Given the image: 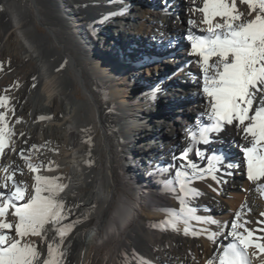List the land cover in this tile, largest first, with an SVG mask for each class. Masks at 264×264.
<instances>
[{
	"label": "bare ground",
	"instance_id": "obj_1",
	"mask_svg": "<svg viewBox=\"0 0 264 264\" xmlns=\"http://www.w3.org/2000/svg\"><path fill=\"white\" fill-rule=\"evenodd\" d=\"M201 7L203 0H0V96L9 97L14 114L0 111L15 133L14 150L2 164L15 167V180L27 192L35 175L59 177L67 185L57 197L65 204L64 223L88 215L65 239L66 264H137L141 258L151 264H218L222 247L232 242L227 233L234 220L251 230L264 228L257 223L264 221V180L243 181L242 149L252 146V138L242 126H227L209 133L207 144L199 139L200 129L212 123L199 58L188 39L208 35L196 10ZM112 12L117 14L105 21ZM140 51L148 60L134 59ZM158 100L167 105L158 108ZM149 138L154 143L148 147ZM231 143L235 151H229ZM21 153L41 165L39 173L29 171ZM213 156L223 161H211L216 171L209 174ZM188 163L202 176L193 178ZM229 163L238 167L228 169ZM177 171L187 173V188L199 193L185 203L201 220L173 230L164 222L169 212L182 215ZM4 176L0 168V184ZM241 184L244 192L234 193ZM11 187L9 182L3 191ZM7 220L15 223L10 215ZM29 240L46 255L44 242L55 245L59 237L49 227ZM253 251L250 264H261L264 255L253 258Z\"/></svg>",
	"mask_w": 264,
	"mask_h": 264
},
{
	"label": "snow or ice",
	"instance_id": "obj_2",
	"mask_svg": "<svg viewBox=\"0 0 264 264\" xmlns=\"http://www.w3.org/2000/svg\"><path fill=\"white\" fill-rule=\"evenodd\" d=\"M241 5L244 8H241ZM196 10L203 13L200 23L207 25L208 35H189L188 39L191 41V53L199 58L198 63L203 74V92L210 98L212 121L210 126L200 129L199 139L207 144L209 133H221L227 126H242L241 130L246 136L252 138V146L242 149L247 179L254 183L260 182L264 180V0H203V7ZM125 11L126 8H121L119 14L123 15ZM116 14L108 13L103 19L107 21ZM217 18L218 22L213 23ZM196 23L198 22L189 20L190 25ZM0 71H3L2 65ZM57 71H60V68ZM35 79L36 77H33V80ZM32 86L36 87V84ZM14 87L18 88L19 84H14ZM158 94L159 90H154L153 95ZM0 109L14 114V110L9 108L8 96H0ZM252 111L254 115H249ZM40 119L46 117L41 116ZM20 122L19 119L16 120V123ZM13 135L15 133L10 129L6 112L0 111V168L5 172L4 183L0 184V264H66L65 239L77 225L87 221L88 215L64 223L67 219L65 204L57 197L67 185L59 183V177L35 175L32 192H27L20 186V182L15 180V167H4L2 164L7 151L14 150L10 144ZM200 155L197 151L196 156ZM186 158L187 151L179 157L181 161ZM21 159L25 160L30 172H40L41 165L31 163L30 156L21 153ZM211 161L222 164L223 157L211 158L207 170L209 174L216 171ZM184 166L181 165L182 168ZM186 166L193 170V178L202 176V171H198L195 164L188 163ZM235 167L238 165L227 164L228 169ZM47 170L52 171L51 168ZM226 174L231 175L230 172ZM187 175L182 171L176 172L180 192L183 194L180 200L182 215L167 213L168 219L164 222L166 228L176 230L181 222L186 225L189 219L201 220L195 215L196 209L185 203L188 198L199 195L196 190L187 188V183L190 182L185 179ZM212 178L217 179V176L213 175ZM9 182H12L11 190L5 193L3 190L8 189ZM261 192H264V187ZM18 201L23 203L17 204ZM92 207L94 209L95 205ZM9 209L12 210L10 213ZM9 215L15 218V223L8 222ZM239 215L237 213V218ZM261 216H264V213H261ZM203 222L216 223L212 220ZM247 223L245 221V224ZM49 227L59 240L55 245L44 242L46 255L40 252L39 243L30 240L25 242L26 238L43 237ZM241 228L243 231L238 230ZM231 229L227 236L232 238V242L222 247L216 257L218 264H250L249 249L255 250L251 253L253 258L258 253L264 255V236L254 235V231L264 232V228L251 230L234 220ZM13 231L14 236H10L8 233ZM188 231L185 227V235ZM209 239L213 237L209 236ZM137 264L151 262L141 258ZM208 264H213V261H208ZM261 264H264V260Z\"/></svg>",
	"mask_w": 264,
	"mask_h": 264
},
{
	"label": "rangeland",
	"instance_id": "obj_3",
	"mask_svg": "<svg viewBox=\"0 0 264 264\" xmlns=\"http://www.w3.org/2000/svg\"><path fill=\"white\" fill-rule=\"evenodd\" d=\"M42 31H43V29H42ZM45 31V30H44ZM94 38H97V36L94 34ZM96 40V39H95ZM144 40H146V39H144ZM176 47V45H173V47H171L172 49L173 48H175ZM177 48V47H176ZM180 49V50H179ZM177 50H179V51H181V48L180 47H178L177 48ZM157 54L160 56V58L161 59H164V60H166V61H172V57H169L168 56V54H166V53H161V52H157ZM147 54H146V52H144V51H140V52H138V53H136V54H134V59H140V60H143V61H145V60H148L147 59ZM168 56V57H167ZM172 68H176V65H174V66H172ZM178 70V69H177ZM142 71H144V72H142ZM142 73H140L141 75L140 76H145V74H146V70L144 69V68H142ZM138 77V76H137ZM80 98H82V96H81V94H80ZM156 105H157V107L158 108H164L165 107V105H167V103L166 102H164V101H162V100H158L157 101V103H156ZM174 119H177V116H175L174 117ZM183 123V122H182ZM183 124H185V123H183ZM182 127V126H181ZM180 127V128H181ZM171 129L170 128H167V130H166V133H169V131H170ZM153 143H154V139H151V138H149L147 141H146V145L148 144V147L150 146V145H153ZM233 145H234V143H231L230 144V147H231V149L229 150V151H235V148H233ZM129 163L130 162H128L127 163V165H129ZM245 166H246V164H245ZM248 179H247V177L246 178H244V182H246ZM244 191H243V186H242V184H241V188L240 189H238V190H234V193H236V194H242ZM232 198H230V199H227L226 198V200H231ZM228 207L231 209V207L228 205Z\"/></svg>",
	"mask_w": 264,
	"mask_h": 264
}]
</instances>
